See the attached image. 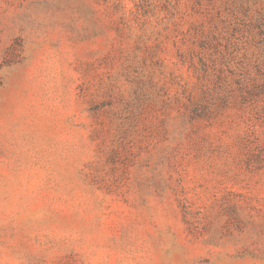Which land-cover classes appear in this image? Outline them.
<instances>
[{
	"label": "rangeland",
	"instance_id": "obj_1",
	"mask_svg": "<svg viewBox=\"0 0 264 264\" xmlns=\"http://www.w3.org/2000/svg\"><path fill=\"white\" fill-rule=\"evenodd\" d=\"M0 264H264V0H0Z\"/></svg>",
	"mask_w": 264,
	"mask_h": 264
}]
</instances>
